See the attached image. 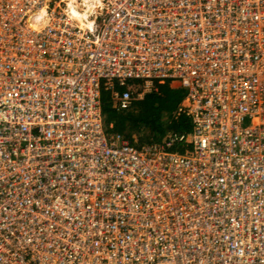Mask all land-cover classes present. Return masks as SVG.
<instances>
[{
  "label": "built area",
  "instance_id": "obj_1",
  "mask_svg": "<svg viewBox=\"0 0 264 264\" xmlns=\"http://www.w3.org/2000/svg\"><path fill=\"white\" fill-rule=\"evenodd\" d=\"M67 1L0 0V264H264V0ZM165 82L188 131H106Z\"/></svg>",
  "mask_w": 264,
  "mask_h": 264
},
{
  "label": "trees",
  "instance_id": "obj_2",
  "mask_svg": "<svg viewBox=\"0 0 264 264\" xmlns=\"http://www.w3.org/2000/svg\"><path fill=\"white\" fill-rule=\"evenodd\" d=\"M181 97L180 90L165 82L157 84V89L146 93L142 99L134 100L128 109H121L112 103L110 91L103 89L101 100L106 131L123 133L137 146L160 141L169 131L186 132L190 129L187 117L173 115Z\"/></svg>",
  "mask_w": 264,
  "mask_h": 264
},
{
  "label": "bare ground",
  "instance_id": "obj_3",
  "mask_svg": "<svg viewBox=\"0 0 264 264\" xmlns=\"http://www.w3.org/2000/svg\"><path fill=\"white\" fill-rule=\"evenodd\" d=\"M85 1H86V0H84V2H85ZM67 2H68V8H70V9H72V10H74V11L77 9V8H76V7H78V6H77V5H78V4H77V0H68ZM85 3H86V2H85ZM86 5H87V6H84L83 9H84V10H88V9H90L91 5H90V4H87V3H86ZM79 15H80V14H79ZM84 15H85V14H84ZM33 16H34V15H33Z\"/></svg>",
  "mask_w": 264,
  "mask_h": 264
}]
</instances>
